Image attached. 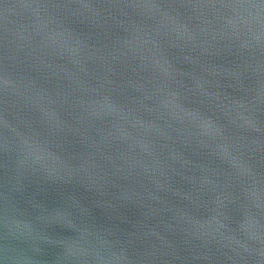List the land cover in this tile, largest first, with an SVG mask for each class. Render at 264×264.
<instances>
[{"label":"water","instance_id":"95a60500","mask_svg":"<svg viewBox=\"0 0 264 264\" xmlns=\"http://www.w3.org/2000/svg\"><path fill=\"white\" fill-rule=\"evenodd\" d=\"M0 264H264V0H0Z\"/></svg>","mask_w":264,"mask_h":264}]
</instances>
